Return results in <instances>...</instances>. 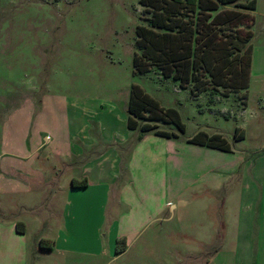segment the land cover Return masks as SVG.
Returning a JSON list of instances; mask_svg holds the SVG:
<instances>
[{"label": "rangeland", "instance_id": "obj_1", "mask_svg": "<svg viewBox=\"0 0 264 264\" xmlns=\"http://www.w3.org/2000/svg\"><path fill=\"white\" fill-rule=\"evenodd\" d=\"M224 7L227 6L222 5L221 9ZM248 12L255 19L251 27L254 54L249 89L225 96L223 88L210 86L194 97L192 85L181 88L179 81L165 78L158 67L145 74L135 72L133 58L140 52L137 29L148 25L152 16V11L140 0H0V174L3 167L19 177L42 174L50 178L46 183L51 184L44 195L1 193V206L11 207L13 220L27 222L29 229L21 237L8 231L0 233L3 243L0 264H209L208 260L210 264H218L212 260V255L221 248L216 242L209 245V241L186 236L189 199L194 200L196 219L202 207L213 208V198L204 195L205 204H200L202 198L195 197L203 194L204 186L189 188L192 178L205 174L239 176L222 190L225 208H257L259 215L255 221L264 222V214L260 215L264 212V0H256V9ZM133 85L142 87L164 108L179 112L185 125L183 133L174 124L150 121L161 130L178 134L177 138L168 139L176 143L178 165L173 164L167 172L155 155L158 151L148 148L145 165L141 163L136 172L137 189L124 193L122 201L114 190L110 206L126 208L124 211L130 207L144 208V224L151 225L123 256L113 258L111 244L105 242V254L101 257L84 254L76 262H67L61 252L40 249L39 240L73 233L77 246L93 249L95 224L99 221L90 222L85 210L97 200L86 197L77 203L81 214L86 216L85 225L74 230L65 225L69 176L79 175L82 170L81 165L67 170V162L71 165L77 160L64 158L65 144H78L84 156H89L96 152L88 145L90 140L103 144L113 130L116 131L113 139L122 140L119 132L123 125L118 114L120 109L128 115ZM238 128L244 133L241 140L235 138ZM200 131L222 135L231 151L190 143L188 140ZM146 134L156 141L165 140L155 137L153 132ZM43 142L45 146L30 159L23 157L26 151L20 149ZM166 176L173 187L169 192L164 187ZM241 176L258 180L245 182L240 180ZM165 206L164 213H159L161 218L172 215V206L177 210L171 222L158 223L155 215ZM3 214L0 208V224L4 222ZM228 218L229 215L227 222ZM158 225L162 226L160 230ZM198 230L202 235L201 225ZM148 239L151 244H143ZM122 243L117 246L122 247ZM44 245L52 243L47 240ZM225 248L228 250L225 253H237L236 264H264V243ZM224 264L232 262L228 258Z\"/></svg>", "mask_w": 264, "mask_h": 264}, {"label": "crops", "instance_id": "obj_2", "mask_svg": "<svg viewBox=\"0 0 264 264\" xmlns=\"http://www.w3.org/2000/svg\"><path fill=\"white\" fill-rule=\"evenodd\" d=\"M118 115V120L123 125L122 131L119 132L122 136V140H115V138L113 139V134L114 132H116L115 130L110 131V133H112V136L108 138L109 140L105 137L103 144H100L99 141L90 140V142L88 141V145L94 148V151L96 152H92L89 156H84L83 150L80 145L73 144L72 142H67L68 144H65L66 152H64V158L73 157L77 160V162H75L74 160L75 163L71 165L67 161H65V163L67 162L68 164V168L66 167L67 170L78 167L79 165H81L82 168L81 174L69 176L71 184L68 189H65V193L68 196L66 205L67 209L65 211V215H63L65 225H67V227H71L73 230L85 225L84 222H86V216L81 214V210L79 207H77V203L85 200L86 197H88V199L93 197V199L97 200L95 202H92L90 207L85 210V212L90 216V222L99 221V224H95L96 232L94 234V242L96 243V246L99 243V247L97 248L96 246H94L93 249L83 250L86 247L80 248V246L76 245V243L74 242L75 237L73 233L71 234V236H66L65 234L61 233L57 235L55 239H52L50 237H43L39 240L40 249H42V241H51L52 249L49 250L61 252L62 257L67 259V262H76V260H79L84 254L89 256L101 257L103 254H105V242H107V245L108 242H110L113 252L111 255L113 256V258L120 257V255L123 256L133 245L136 244L140 233L144 231L146 227H149L151 225L148 223L144 224V208L130 207L129 209H127V211H124L126 208H115V206H110V199L113 195L114 190L118 191L116 197L120 199V201H122L124 193L127 195L131 191L137 189L138 182L136 180V172L138 171V167H141V163L145 165L144 162H146L145 160L148 157L146 150H148V148L152 147V151H158L157 153H155V155H157L160 161L163 162V165L165 166L167 172L173 164H175V166L178 165L177 157L179 156V152H175L176 143L169 141L168 138H165V140L156 141L154 137H148L149 134L142 132L138 133L140 132L139 129L131 130L128 127L129 112L126 116L119 109ZM154 136L158 137L156 135ZM147 138L149 139L148 142H146ZM21 145L25 147L27 144ZM21 145L17 147L21 148ZM85 145H82V147H86ZM43 146H45L44 142L42 143V145L30 144L20 150L26 151L24 152L25 156H23L25 159H30V157L40 151ZM83 156L84 160L86 161L84 163L82 162ZM149 156L151 157L150 154ZM3 171L4 172L0 174V208H2L4 213V222L0 224V233L8 231L14 236H26L28 233L29 224L27 222L24 223L25 233H19L17 231L18 220H13L14 217L12 214H10L11 207L8 208L6 206H1V193L11 195L23 193H42V195H44L46 191L51 189V184L46 183L50 178L47 175L44 176L42 174L30 175L27 177L22 175V177H19L18 175H13L6 172L4 167ZM238 177L239 176H235L232 173L205 174L201 175V177L192 178L193 184L189 186V188L194 186H204L205 191H203V194H195L197 195L195 197H200V199L202 198V201L199 202L200 204H205L204 195H207L209 197L207 199L213 198V200L211 201L213 208L207 206L202 207L200 209L201 215L198 217V219H196L192 206L194 200L193 198L192 200L191 198L189 199L186 207V236L194 240L209 241L207 242V244L209 245L216 242L215 245H218L221 248L212 255V260L217 262L218 264H224V260L228 258L229 261L232 262V264H236L238 262L236 259L237 253H225L226 251H228L225 248L226 246L240 244L255 245L264 243V222L259 223L257 222V220L255 221L257 214L259 215V212L257 213V208L255 210L254 208H247L243 210L242 208H225L226 199L221 194L222 190L226 188L227 184L235 181V179ZM240 178H243L240 180L245 182L258 180L257 177L250 176H241ZM14 179L22 181V183H19V181H15ZM74 179H86L88 182V186L84 188H73L72 180ZM165 179L166 181L164 187L166 188V190L168 189L169 192L170 188L173 187L169 186V179H167V176L165 177ZM67 186L68 185H66V187ZM257 194L255 196L256 204L258 201L257 198H259ZM15 204L16 203H13L12 205ZM22 208L27 211L29 209L33 210L31 208ZM165 208H167V206L159 210L155 215L156 218L154 219L159 220L158 223H164L166 222V220L167 222H171L173 213L177 210L175 206H172V208L170 209L172 211H170L172 215H170L168 218H161V215H159V213L163 214V210L165 211ZM140 211L141 213L143 212V219L141 221L143 223L141 225ZM134 213L136 214L133 216L132 214ZM233 214H235V216H233ZM262 214H264V212L261 211L260 215ZM227 215H229L228 222ZM229 219L230 222L233 221V224H230ZM108 224L109 227L105 228L104 226ZM200 225L203 230L202 235L198 233V231H200L198 230ZM158 226L157 230H160L162 226ZM101 233L103 234L101 235ZM1 240L2 239H0V247L3 246ZM121 240L125 241L126 248L124 252H122L121 254H117L116 246L117 243H119V241ZM144 243L151 244L149 239L144 241L143 244ZM88 252H92V254H86ZM207 263L210 264L211 260H208Z\"/></svg>", "mask_w": 264, "mask_h": 264}, {"label": "trees", "instance_id": "obj_3", "mask_svg": "<svg viewBox=\"0 0 264 264\" xmlns=\"http://www.w3.org/2000/svg\"><path fill=\"white\" fill-rule=\"evenodd\" d=\"M152 11L148 25L137 29L139 53L133 58L136 73L145 74L158 67L165 78L179 81L181 88L192 85L191 93L198 97L210 86L223 88L225 96L247 90L250 86L254 37L251 27L254 16L248 12L256 9V0H140ZM235 4L237 7H229ZM224 9H221V6ZM248 10V11H246ZM248 28H241L245 24ZM128 127L142 133L153 132L163 138H177L172 131L159 129L150 121L174 124L185 132V125L175 108H164L139 85H133L128 104ZM140 120H149L143 124ZM236 140L244 138L238 128ZM192 144L231 151L228 141L220 134L209 135L200 131L188 140ZM73 188L88 186L86 179L72 180ZM17 231L25 233L24 223H17ZM42 249H52L44 245ZM117 246L116 253L125 251Z\"/></svg>", "mask_w": 264, "mask_h": 264}]
</instances>
